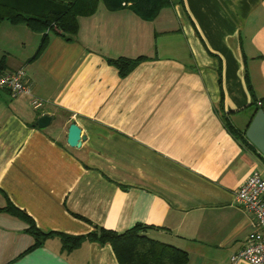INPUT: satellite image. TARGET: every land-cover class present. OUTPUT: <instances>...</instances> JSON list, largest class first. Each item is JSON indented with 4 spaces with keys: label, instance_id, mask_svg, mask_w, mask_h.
<instances>
[{
    "label": "crops",
    "instance_id": "obj_1",
    "mask_svg": "<svg viewBox=\"0 0 264 264\" xmlns=\"http://www.w3.org/2000/svg\"><path fill=\"white\" fill-rule=\"evenodd\" d=\"M78 22L72 38L50 31L33 59L43 33L0 24V68L24 67L31 88L0 89V264H120L110 242L63 251L54 235L30 249L10 202L46 232L143 222L187 250L185 264H253L231 256L254 229L236 191L253 171L264 176L246 135L253 92L264 96V0H171L154 18L100 0ZM139 55L150 58L125 76L108 61ZM72 121L80 146L67 141Z\"/></svg>",
    "mask_w": 264,
    "mask_h": 264
},
{
    "label": "trees",
    "instance_id": "obj_2",
    "mask_svg": "<svg viewBox=\"0 0 264 264\" xmlns=\"http://www.w3.org/2000/svg\"><path fill=\"white\" fill-rule=\"evenodd\" d=\"M100 0H0V24L4 20L12 23L23 22L31 29L43 33L41 42L31 57L41 54L49 42V32L60 33L72 38L79 28L78 17L89 15L96 11ZM112 8L131 7L144 18H154L160 9L170 5L171 0H104ZM3 58L0 59L2 65ZM150 58L147 55L137 57H108L110 63L115 64L122 76L127 75L142 60ZM250 88L251 84H250ZM254 103L264 108V96L258 100L254 94ZM226 124L234 134L239 133L233 124L226 120ZM6 210L20 216L28 222L26 228L34 237L31 248L40 246L46 238L57 235L61 240L63 251H70L85 240H97L100 243L110 242L120 264H185L189 259L187 250L171 243L150 236L147 229L152 225L137 222L123 231H118L103 225H96L95 229L86 233H68L64 231H43L35 220L12 202Z\"/></svg>",
    "mask_w": 264,
    "mask_h": 264
},
{
    "label": "built area",
    "instance_id": "obj_3",
    "mask_svg": "<svg viewBox=\"0 0 264 264\" xmlns=\"http://www.w3.org/2000/svg\"><path fill=\"white\" fill-rule=\"evenodd\" d=\"M26 75L24 67L13 70L0 68V89H7L13 95L29 93L31 88ZM33 102L35 105L42 103L37 97ZM236 198L253 214L254 229L250 231L245 245L231 258L233 261L246 259L253 264H264V176L258 170L253 171L237 189Z\"/></svg>",
    "mask_w": 264,
    "mask_h": 264
},
{
    "label": "water",
    "instance_id": "obj_4",
    "mask_svg": "<svg viewBox=\"0 0 264 264\" xmlns=\"http://www.w3.org/2000/svg\"><path fill=\"white\" fill-rule=\"evenodd\" d=\"M52 120V116L48 113L42 114L38 118V124L41 127L47 126ZM246 135L248 138L264 153V108L259 107L250 122ZM81 126L72 121L68 127L67 141L72 146H80L84 138Z\"/></svg>",
    "mask_w": 264,
    "mask_h": 264
},
{
    "label": "rangeland",
    "instance_id": "obj_5",
    "mask_svg": "<svg viewBox=\"0 0 264 264\" xmlns=\"http://www.w3.org/2000/svg\"><path fill=\"white\" fill-rule=\"evenodd\" d=\"M55 123V122H54ZM53 127V126H52Z\"/></svg>",
    "mask_w": 264,
    "mask_h": 264
}]
</instances>
